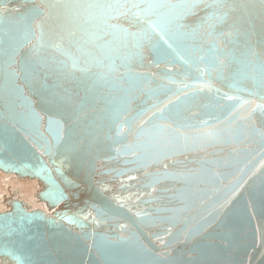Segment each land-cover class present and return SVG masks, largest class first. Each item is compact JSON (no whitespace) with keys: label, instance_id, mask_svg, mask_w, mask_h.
<instances>
[{"label":"water","instance_id":"obj_1","mask_svg":"<svg viewBox=\"0 0 264 264\" xmlns=\"http://www.w3.org/2000/svg\"><path fill=\"white\" fill-rule=\"evenodd\" d=\"M56 2L0 0V172L36 186L35 206L16 190L1 197L0 264H16L4 254V243L33 264H264V111L256 107L264 99L258 86L236 72L209 74L205 64L192 63L193 57L182 49L173 51L160 42L158 56L146 44L139 55L132 49L130 68L118 67L112 78L118 87L102 83L95 105L79 111L78 120H70L44 103L40 76L28 83L18 77L6 85L3 71L6 51L14 52L17 70L21 61L46 62L53 70L48 85L61 75L55 71L61 62L71 73L65 87L74 85L73 77L99 71L87 63V53L99 56L95 45L89 42L84 52L79 51L68 37L67 29L73 26L63 10L50 12L46 7ZM209 2L204 0L185 15V30L203 22L201 35L206 33ZM237 3L245 8L234 12L228 23L236 17L250 22L243 25L254 32L249 44L264 61V48L258 43L264 36V5L260 0ZM33 8L46 15L31 20L35 35L26 43L25 18ZM41 21L45 39L38 55L30 49L38 44L36 24ZM108 23L132 32L138 27L130 16ZM112 39L101 33L99 43L111 47ZM158 41L153 36V43ZM243 44L241 39L233 49L237 57ZM70 57L86 71L71 70ZM17 89H23V97ZM125 99L127 112L119 123L125 116L143 114L132 120L131 131L124 125L118 132L109 110ZM78 104L73 95L71 107ZM161 109L167 119H153ZM33 114H38V122ZM156 124L178 130L175 146L153 138L149 130ZM45 139L54 146L51 155ZM130 144L140 145L135 155L126 151ZM40 167L47 171L41 173ZM49 174L66 199L52 203L47 198L49 182L44 177ZM21 217L25 220L18 228ZM6 224L18 230L5 235Z\"/></svg>","mask_w":264,"mask_h":264},{"label":"snow or ice","instance_id":"obj_2","mask_svg":"<svg viewBox=\"0 0 264 264\" xmlns=\"http://www.w3.org/2000/svg\"><path fill=\"white\" fill-rule=\"evenodd\" d=\"M204 0H57L56 3L47 4L46 7L50 10L62 9L63 16L68 25L73 27L67 29L68 37L77 45L79 51L84 52V46L89 42L93 43L99 51V56L93 53H87L90 60L87 63L94 65L99 71L93 74L85 75L83 77H73L74 85L72 87H65L64 81L71 75L69 66L63 64L55 69L61 75L54 81L52 85L46 83L49 74L53 71L48 67L46 62L39 58L28 61H21L19 69L13 67L17 63L14 52L6 51L4 55L7 57L3 61V71L6 85L14 82L18 77H22L26 83L36 76L41 77V87L43 89L41 96L44 103L50 108L60 110L65 113L68 119L72 120L75 117L79 119V111L86 107L94 106L97 102L96 90L102 83L118 85L113 82V75L117 72L118 67L130 68L128 60L133 56L132 49H136L135 55H139V50L146 44L151 45L154 51L159 56V43L162 42L168 49L173 51L182 49L189 53L192 57V63L199 65L205 64V70L211 74L216 71L219 76H223L225 70L230 74L236 72L241 76L251 79L259 88L261 97L264 99V61H261L260 54L253 51L249 44L250 37L254 34L244 28L248 21L236 17L233 23L229 24V18L244 5L238 4L237 0H210L205 5L206 8H211L204 21L207 22V31L201 35L203 22L198 24L195 28L186 29V26L181 22L185 15L189 14L191 10ZM264 5V0H260ZM46 15L40 8H33L31 16L26 17L27 31L25 32V42H31L35 33L31 32V20L36 17H43ZM50 15V13H49ZM121 16L131 17L137 23V31L132 32L127 28H123L118 24H110V19L119 18ZM83 18L84 23H81ZM65 28L64 24H61ZM254 29V25H251ZM39 30V35L35 38L38 44L30 51H36L39 55L40 46L43 45L45 39L44 24L39 22L36 24ZM219 29V31L217 30ZM77 32L81 35L78 37ZM101 33H107L112 36V46L109 47L103 43H99ZM153 36L159 37L157 43H153ZM86 38V39H85ZM243 39V51L241 57H237L234 52V47L240 44ZM204 42L208 45L207 48L202 47ZM261 48H264V36L258 42ZM224 45H228L225 47ZM59 49V45H56ZM223 58V59H221ZM71 70L86 71L79 67L80 61L75 57H70ZM117 60L121 61L117 65ZM230 65H236L235 68ZM126 78L131 82L132 77L130 73L125 74ZM210 88V85H202ZM127 91V89H121ZM17 92L23 97V89H17ZM73 95L79 98V104L73 109L72 100ZM229 100L234 99L232 96L227 97ZM24 100L31 105V101L24 97ZM125 101L110 108L109 116L111 124L116 130L122 131L124 125H127L131 131L132 120L138 119L143 113H137L135 117H127L123 120V124L119 123L121 116L127 112L124 107ZM250 103V102H248ZM261 111H264V103L256 105ZM35 121L38 122V114H33ZM153 119L165 120L167 119L165 111L159 110L154 114ZM75 122V121H74ZM151 122V121H149ZM19 129H17L18 131ZM153 138H159L162 144L175 143L180 139L178 130L172 129L168 125L156 124L149 130ZM144 133L143 127L140 129V134ZM175 135L170 139L169 134ZM62 138L58 134L57 141ZM186 140L187 137H184ZM36 145L33 144V147ZM44 146L49 155L52 154L53 145H49L45 139ZM140 145H128L126 151L135 155V149ZM39 151V149H37ZM45 153H41L44 155ZM41 173L47 171L45 167H40ZM57 173L63 178L61 169H56ZM49 182V189L46 193L48 199L52 203H57L60 200L66 199L63 190L59 187L53 177L49 174L44 177ZM180 177L177 176V179ZM86 218V217H85ZM25 218H20V226L24 223ZM11 224L4 226V234L10 235L17 231ZM4 254L12 256L16 264H33L28 258H22L15 254L8 243L3 244Z\"/></svg>","mask_w":264,"mask_h":264},{"label":"bare ground","instance_id":"obj_3","mask_svg":"<svg viewBox=\"0 0 264 264\" xmlns=\"http://www.w3.org/2000/svg\"><path fill=\"white\" fill-rule=\"evenodd\" d=\"M35 182H26L13 178L12 176H6L0 172V209L3 208L1 204V197L3 195H8V191L16 190L18 195L31 204L35 206L34 202H32V193L35 189Z\"/></svg>","mask_w":264,"mask_h":264}]
</instances>
